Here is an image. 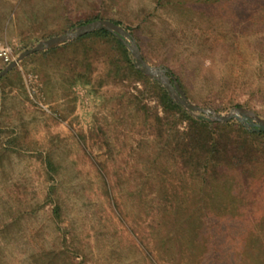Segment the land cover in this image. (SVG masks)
<instances>
[{
    "label": "rangeland",
    "instance_id": "obj_1",
    "mask_svg": "<svg viewBox=\"0 0 264 264\" xmlns=\"http://www.w3.org/2000/svg\"><path fill=\"white\" fill-rule=\"evenodd\" d=\"M97 14L192 103L264 118V0H0V43ZM115 52L85 38L0 77V264H264V149L202 180Z\"/></svg>",
    "mask_w": 264,
    "mask_h": 264
},
{
    "label": "trees",
    "instance_id": "obj_2",
    "mask_svg": "<svg viewBox=\"0 0 264 264\" xmlns=\"http://www.w3.org/2000/svg\"><path fill=\"white\" fill-rule=\"evenodd\" d=\"M104 18L97 14L79 21L78 24ZM110 20L123 26L118 20ZM123 27L129 32L130 28L128 26ZM85 38H93L96 41H104L105 43L109 41V44L116 51L113 55H110L111 64L118 68L120 66L123 67L129 77L142 82L146 91H154L157 105L162 113L159 116L156 111L154 113L155 118L161 122L162 126L166 127L167 136H171L173 132L174 147L180 154L181 162L194 166L196 168L195 171H198L202 180L206 181L208 174L212 175L222 172L225 167H241L245 165L249 167L254 163L260 149H264V131L253 130L236 119L225 123L206 121L202 117H194L185 111L168 95L166 89L159 82L151 80L134 67L128 49L116 36L104 29L86 33L67 44L40 52L45 54L48 51L62 49ZM136 43L142 57L146 59L142 54L139 40H136ZM74 72L76 71L74 70ZM168 72L175 76L180 88L184 91L179 76L173 73L171 69H168ZM81 75L82 73H75L76 81L79 78L81 79ZM234 106L240 107L237 103ZM181 123H184V128L182 129L178 127V124Z\"/></svg>",
    "mask_w": 264,
    "mask_h": 264
},
{
    "label": "water",
    "instance_id": "obj_3",
    "mask_svg": "<svg viewBox=\"0 0 264 264\" xmlns=\"http://www.w3.org/2000/svg\"><path fill=\"white\" fill-rule=\"evenodd\" d=\"M98 29H104L116 36L130 52L134 67L147 75L151 80L159 82L166 89L168 95L192 116L202 117L206 121L220 123L236 119L246 127L253 130L264 131V118L259 117L250 109L233 107L224 113H219L211 107H200L192 103L180 88L175 76L170 74L166 68L151 65L146 59H144L132 35L126 31L123 26L118 25L109 19L88 21L75 26L64 33L38 40L33 45L19 52L9 63L5 64L0 69V77L12 70L22 59L32 53L45 51L56 46H62L81 35Z\"/></svg>",
    "mask_w": 264,
    "mask_h": 264
},
{
    "label": "built area",
    "instance_id": "obj_4",
    "mask_svg": "<svg viewBox=\"0 0 264 264\" xmlns=\"http://www.w3.org/2000/svg\"><path fill=\"white\" fill-rule=\"evenodd\" d=\"M14 58L12 46L8 43H0V60L5 65Z\"/></svg>",
    "mask_w": 264,
    "mask_h": 264
}]
</instances>
